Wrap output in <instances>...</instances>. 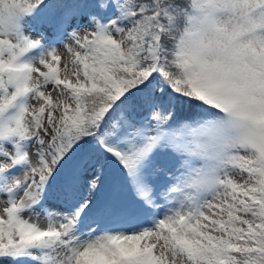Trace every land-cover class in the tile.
Returning <instances> with one entry per match:
<instances>
[{
    "label": "snow or ice",
    "instance_id": "obj_1",
    "mask_svg": "<svg viewBox=\"0 0 264 264\" xmlns=\"http://www.w3.org/2000/svg\"><path fill=\"white\" fill-rule=\"evenodd\" d=\"M0 264H264V0H0Z\"/></svg>",
    "mask_w": 264,
    "mask_h": 264
}]
</instances>
